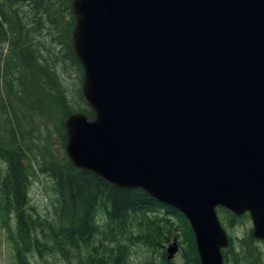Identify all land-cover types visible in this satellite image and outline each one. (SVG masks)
<instances>
[{
    "label": "water",
    "instance_id": "obj_1",
    "mask_svg": "<svg viewBox=\"0 0 264 264\" xmlns=\"http://www.w3.org/2000/svg\"><path fill=\"white\" fill-rule=\"evenodd\" d=\"M70 12L94 114L63 119L70 164L180 212L199 264H223L229 246L217 208L247 213L264 242V0H71Z\"/></svg>",
    "mask_w": 264,
    "mask_h": 264
},
{
    "label": "trees",
    "instance_id": "obj_2",
    "mask_svg": "<svg viewBox=\"0 0 264 264\" xmlns=\"http://www.w3.org/2000/svg\"><path fill=\"white\" fill-rule=\"evenodd\" d=\"M10 1L29 5L35 14L39 9L40 12L31 16L32 24L27 25L7 12ZM70 3L71 0H0V95L5 94L6 99L5 103L0 101V106L8 111L7 126L3 128L6 144L0 147V158L6 163V173L0 172V214L6 223L15 264H33L28 258V245L39 253V262L35 264H54L50 260L53 258L63 264H123L125 260L128 262L130 252L116 237L120 236L117 232L121 234L118 229L127 223L128 227L140 230L134 239L141 247H155L162 253L166 244L178 239L185 263L199 264L192 230L180 212L149 198L141 190L117 188L88 171L76 169L65 155L59 159L49 153V147L33 146L35 137L46 139L53 128L64 148L65 116L82 112L89 119L94 117L83 102L79 87L66 95L64 74L55 69L60 58L64 65L78 71L81 82L82 70L70 43L74 27ZM36 22L40 29L34 32ZM45 35L44 43L34 41L35 36ZM4 44L8 46L6 52L2 51ZM16 91L23 97H15ZM60 91L61 95L55 97ZM26 107L31 126H22L19 132L27 136V141L16 131L15 114L18 108ZM10 115H14L15 122L9 120ZM46 126L49 133L44 129ZM37 159L53 184L50 218L38 215L29 205L27 191ZM99 210L106 214L102 227L97 221ZM217 213L229 226H233L232 222L241 223L246 216L238 219L222 208ZM11 215H14L13 228L7 224ZM229 241L228 248L222 251L224 258L232 252L231 235ZM239 244L245 249L241 240ZM162 259L163 264H170L164 253Z\"/></svg>",
    "mask_w": 264,
    "mask_h": 264
},
{
    "label": "rangeland",
    "instance_id": "obj_3",
    "mask_svg": "<svg viewBox=\"0 0 264 264\" xmlns=\"http://www.w3.org/2000/svg\"><path fill=\"white\" fill-rule=\"evenodd\" d=\"M8 1V0H6ZM10 15H14V19L17 20L20 19L22 22L27 23V25L32 24L31 16L35 14V12L29 7V5L14 4L12 1H10V8L7 11ZM40 12V9L36 12L34 16H37V14ZM13 19V20H14ZM47 22V20H45ZM40 27L38 26V22L35 23V29L34 32L39 31ZM45 42L47 41L46 35L43 37L35 36L34 41H40ZM52 52V55L56 53V50ZM8 46L6 44L3 45L2 51H7ZM61 51V50H60ZM41 53V51H40ZM57 67L55 69L59 71L60 73L64 74V85L67 88L66 95L68 96L69 93L72 91L74 92L75 88H80V94H81V85H82V77L81 82L78 79V71L73 70L69 64L64 65L60 58L56 60ZM82 70V69H81ZM2 80V79H1ZM61 91L57 92L55 97H59L61 95ZM5 94L0 95V101L5 103ZM14 96L21 98L23 97V94H19L18 91L14 92ZM30 97H28L29 99ZM82 98V97H81ZM28 99H23L25 101H28ZM83 100V99H82ZM77 102V99H76ZM84 102V101H83ZM71 102V104H73ZM28 111V108H18L16 111V123H17V133L19 136L22 137V139H25L27 141V136L22 135L19 130H22V126L30 127L31 126V120L27 117L26 112ZM52 109H50V112ZM49 112V113H50ZM8 111L6 109H3L2 106H0V147H3L4 144H6V138L3 132V128L7 126V114ZM9 120L15 122L14 115H10ZM39 121V120H38ZM37 121V123H38ZM51 127L49 126V129ZM44 129L48 132L47 126L44 127ZM15 132V131H14ZM51 136L43 139L42 137H35V140L33 141V146L41 148V147H49V153L52 155L54 154L56 157L61 159L63 155H65V145L64 148L61 147L60 138L54 135V129L52 128L50 130ZM49 133V132H48ZM36 133L33 135L35 136ZM51 139L52 143L49 142ZM66 157V156H65ZM42 166L38 164H33V174L34 177L30 178V184L28 187V197L30 199L29 205L34 208L36 213L41 216H47L51 217V211H52V204L54 202V192H53V184L52 180L49 177V175L46 174L44 170H42ZM0 172L2 174L6 173V163L0 158ZM220 218V221L222 225L224 226L225 230L227 231L228 236L231 235L233 237V244H232V252H229L228 258H224L223 264H239V263H245L248 261L250 264H264V242L261 240H257L252 237V223L251 219L248 216H245L243 221L241 223L234 224L233 226L227 225V222H224V219H222V216L218 215ZM37 217V215H36ZM106 218L105 211L99 210L97 212V221L98 224L101 225L104 223V219ZM14 215H11V217L7 220V224H9L12 228L14 227ZM5 221L2 219L0 214V264H15V257H14V251L12 248V243L9 240V233L8 230L5 228ZM230 227V228H229ZM118 229V228H116ZM121 231V234L117 232L118 235L116 237V240L119 243H123L124 245L128 246V251L130 252V257L128 259V262L125 260V263L123 264H147L148 261H151L153 264H163L162 254L164 253L166 256V249L173 241L166 244L164 247L163 252L161 253L158 249L155 247L150 249V247H141L140 244L134 239V236H136L140 230L138 228H132L128 227V223L122 228L118 229ZM251 237V239H250ZM241 240L242 244L244 245L245 249H241L239 241ZM176 243L178 245V252L174 255V258L170 260V264H186L181 256V248L180 243L178 239L176 240ZM115 244H112V247H114ZM28 254V258L30 259V262L35 264V262H39V253L37 250L32 247L31 245L26 246ZM157 250L160 252H157ZM32 253V254H31ZM233 254V255H232ZM246 254V255H245ZM32 255H35L36 259L33 258ZM236 255V256H235ZM245 255V256H244ZM54 264H63L58 259L53 258L50 259ZM122 260V259H120Z\"/></svg>",
    "mask_w": 264,
    "mask_h": 264
},
{
    "label": "bare ground",
    "instance_id": "obj_4",
    "mask_svg": "<svg viewBox=\"0 0 264 264\" xmlns=\"http://www.w3.org/2000/svg\"><path fill=\"white\" fill-rule=\"evenodd\" d=\"M254 239V238H253Z\"/></svg>",
    "mask_w": 264,
    "mask_h": 264
}]
</instances>
